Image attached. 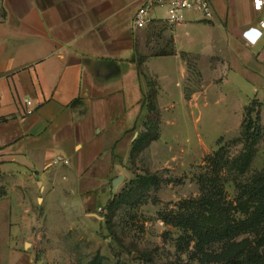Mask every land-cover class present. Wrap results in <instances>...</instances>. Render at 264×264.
<instances>
[{"label": "crops", "instance_id": "obj_1", "mask_svg": "<svg viewBox=\"0 0 264 264\" xmlns=\"http://www.w3.org/2000/svg\"><path fill=\"white\" fill-rule=\"evenodd\" d=\"M141 1L0 0V174L10 176L0 235L29 229L25 206L34 200L46 211L73 203L97 215L128 156L148 80L162 87L164 65L174 63L181 87L188 72L181 53L264 96V4L256 11L252 0H208L209 19L187 10L172 26L155 7L150 15L171 28L175 54L148 55L140 65L149 25L133 27L132 16ZM9 238L3 250H13Z\"/></svg>", "mask_w": 264, "mask_h": 264}, {"label": "rangeland", "instance_id": "obj_2", "mask_svg": "<svg viewBox=\"0 0 264 264\" xmlns=\"http://www.w3.org/2000/svg\"><path fill=\"white\" fill-rule=\"evenodd\" d=\"M170 32L145 42L144 50L137 52L140 65ZM188 59L181 85L184 99L176 84V64L164 65L170 74L163 78L162 87L150 78L149 99L128 134V156L110 177L108 199L97 216H86L73 203L62 204L57 211H46L36 200L29 206L26 203L32 209L25 220L29 229L9 236L13 250L0 247V264H180L179 258L186 256L175 247L179 230L165 225L158 212L198 195L196 175L203 158L219 146L230 158L221 173L224 192L236 206L239 192L235 184L264 167V135L254 145L242 135L244 107L252 99L261 103L264 130V96L249 95L232 75L225 81L223 74L209 73L203 59ZM155 134L158 138L152 139ZM115 178L118 181L113 186ZM9 179L7 173L0 174V199L7 194ZM9 237L0 235V246L10 243Z\"/></svg>", "mask_w": 264, "mask_h": 264}, {"label": "trees", "instance_id": "obj_3", "mask_svg": "<svg viewBox=\"0 0 264 264\" xmlns=\"http://www.w3.org/2000/svg\"><path fill=\"white\" fill-rule=\"evenodd\" d=\"M166 29L171 30L160 20H154L148 26L145 42ZM172 54H175V50L170 34L149 55ZM180 56L186 63L190 57L186 53ZM147 84L143 104L149 99L150 80ZM244 109L246 123L242 135L247 136L250 144L254 145L264 135L260 124L261 103L252 99ZM253 111L252 117L250 114ZM157 138L155 134L152 139ZM203 161L202 169L196 175L198 195L180 201L175 208L158 212L165 225L179 230L175 247L186 256L185 260L179 258V263L264 264V167L235 184L239 198L236 206H233L226 199L221 175L230 163L229 156L219 146Z\"/></svg>", "mask_w": 264, "mask_h": 264}, {"label": "built area", "instance_id": "obj_4", "mask_svg": "<svg viewBox=\"0 0 264 264\" xmlns=\"http://www.w3.org/2000/svg\"><path fill=\"white\" fill-rule=\"evenodd\" d=\"M264 0H252L253 9L259 11ZM155 7H162L165 9V16L163 20L168 25H176L182 22L183 13L187 10H196L201 13L204 19H209L212 15V8L208 0H142L135 9L132 16V25L135 28L148 26L154 19L150 13ZM259 27L264 28V20L259 21ZM25 105H30L31 100L25 99ZM27 112L29 109L26 110ZM63 163L68 160L62 159ZM35 264H43L37 261Z\"/></svg>", "mask_w": 264, "mask_h": 264}, {"label": "water", "instance_id": "obj_5", "mask_svg": "<svg viewBox=\"0 0 264 264\" xmlns=\"http://www.w3.org/2000/svg\"><path fill=\"white\" fill-rule=\"evenodd\" d=\"M117 181H118V178L113 179V182H112L113 186H114V184H115ZM95 216H97V215H95Z\"/></svg>", "mask_w": 264, "mask_h": 264}]
</instances>
